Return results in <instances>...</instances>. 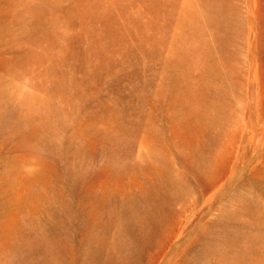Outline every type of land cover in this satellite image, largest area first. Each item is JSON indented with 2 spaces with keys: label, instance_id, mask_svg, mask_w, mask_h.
<instances>
[{
  "label": "rangeland",
  "instance_id": "374dc122",
  "mask_svg": "<svg viewBox=\"0 0 264 264\" xmlns=\"http://www.w3.org/2000/svg\"><path fill=\"white\" fill-rule=\"evenodd\" d=\"M26 249L264 264V0H0V264Z\"/></svg>",
  "mask_w": 264,
  "mask_h": 264
},
{
  "label": "bare ground",
  "instance_id": "6f19581e",
  "mask_svg": "<svg viewBox=\"0 0 264 264\" xmlns=\"http://www.w3.org/2000/svg\"><path fill=\"white\" fill-rule=\"evenodd\" d=\"M39 173H41V175L44 174V172ZM7 180L11 181V179ZM14 260L17 262V264H56L48 258L47 254L35 255L28 249L20 251Z\"/></svg>",
  "mask_w": 264,
  "mask_h": 264
}]
</instances>
